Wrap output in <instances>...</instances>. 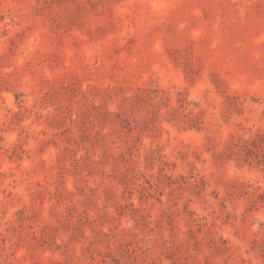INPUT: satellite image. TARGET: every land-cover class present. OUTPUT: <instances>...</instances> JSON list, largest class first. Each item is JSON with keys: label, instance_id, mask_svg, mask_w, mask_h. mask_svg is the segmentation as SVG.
<instances>
[{"label": "rangeland", "instance_id": "1", "mask_svg": "<svg viewBox=\"0 0 264 264\" xmlns=\"http://www.w3.org/2000/svg\"><path fill=\"white\" fill-rule=\"evenodd\" d=\"M0 264H264V0H0Z\"/></svg>", "mask_w": 264, "mask_h": 264}]
</instances>
